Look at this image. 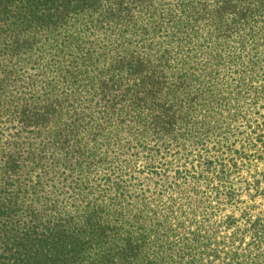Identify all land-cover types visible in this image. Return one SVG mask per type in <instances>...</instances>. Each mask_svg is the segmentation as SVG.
Returning <instances> with one entry per match:
<instances>
[{
    "label": "trees",
    "instance_id": "1",
    "mask_svg": "<svg viewBox=\"0 0 264 264\" xmlns=\"http://www.w3.org/2000/svg\"><path fill=\"white\" fill-rule=\"evenodd\" d=\"M162 1L0 0V264H264L263 218L244 228L228 222L231 233L219 237L188 206L191 194L166 199L130 188L115 165L131 149L150 164L187 144L202 143L193 148L209 157L202 151L212 137L203 121L183 115L192 99L176 94L183 82H204L180 75L196 62L167 64L168 50H137L134 36L162 30L186 42L206 17L208 35L220 41L247 19L264 20V0ZM207 55V63L220 59ZM162 64L168 81L157 73ZM101 71L127 82L117 107L82 90L70 102L38 85L71 80L98 90L109 82ZM201 161L210 172L212 161Z\"/></svg>",
    "mask_w": 264,
    "mask_h": 264
},
{
    "label": "rangeland",
    "instance_id": "2",
    "mask_svg": "<svg viewBox=\"0 0 264 264\" xmlns=\"http://www.w3.org/2000/svg\"><path fill=\"white\" fill-rule=\"evenodd\" d=\"M177 1L163 0L162 7L175 6ZM201 18L194 26L195 34L187 37L186 42L183 36L165 39L166 33L162 30L134 36L132 42L137 50L150 44L148 47L153 49L145 51L149 53L168 50L173 61L167 64L179 59L196 62L180 75L185 80L188 76L201 75L199 78L204 82H183L185 88L176 94L182 100L192 99V108H185L187 113L183 115L203 121L202 132L207 138L212 136L207 153L202 151L209 157L197 156L194 149L202 143L187 144L183 148H170L164 155L156 153L150 164L146 162V153L135 156L131 149L119 156L115 165L130 188L146 194L161 190L166 199L191 194L188 206L193 202L196 218H207L218 236L223 237L231 233L234 222L238 228H244L246 221L264 219V31L260 32L264 20L255 23L247 19L230 38L215 41L208 35L209 19ZM144 37L150 38L147 41ZM254 45L259 47L252 49ZM208 52L220 55V62L212 58L207 63ZM249 57L258 60L257 65L248 64ZM67 64L63 61L60 66ZM165 65H160L157 73L168 81L170 69ZM101 73L109 82H97L101 84L98 90L91 88L94 82H72L69 78V82H39L38 85L48 84L63 91L59 98L70 102L75 101V93L82 90L81 96L92 99L93 103L108 101L117 107L123 99L119 88L127 82H119L120 76L114 75V71L112 77ZM204 158L213 163L210 172L201 163ZM201 171L207 174L202 175ZM228 222H232L231 227H224ZM244 240L250 242L249 234Z\"/></svg>",
    "mask_w": 264,
    "mask_h": 264
}]
</instances>
